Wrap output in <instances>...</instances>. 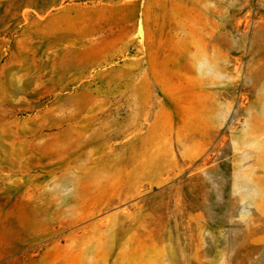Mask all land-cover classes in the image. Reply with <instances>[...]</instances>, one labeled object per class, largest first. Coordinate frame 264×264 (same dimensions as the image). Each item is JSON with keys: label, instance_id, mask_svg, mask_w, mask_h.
<instances>
[{"label": "rangeland", "instance_id": "374dc122", "mask_svg": "<svg viewBox=\"0 0 264 264\" xmlns=\"http://www.w3.org/2000/svg\"><path fill=\"white\" fill-rule=\"evenodd\" d=\"M0 264H264V0H0Z\"/></svg>", "mask_w": 264, "mask_h": 264}]
</instances>
